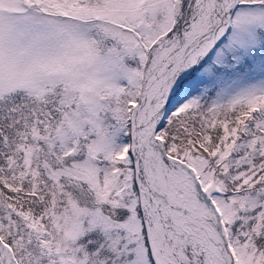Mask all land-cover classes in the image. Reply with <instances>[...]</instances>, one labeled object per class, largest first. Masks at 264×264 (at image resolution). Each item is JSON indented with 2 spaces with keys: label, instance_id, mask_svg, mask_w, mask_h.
Masks as SVG:
<instances>
[{
  "label": "snow or ice",
  "instance_id": "1",
  "mask_svg": "<svg viewBox=\"0 0 264 264\" xmlns=\"http://www.w3.org/2000/svg\"><path fill=\"white\" fill-rule=\"evenodd\" d=\"M0 264H264V0H0Z\"/></svg>",
  "mask_w": 264,
  "mask_h": 264
}]
</instances>
